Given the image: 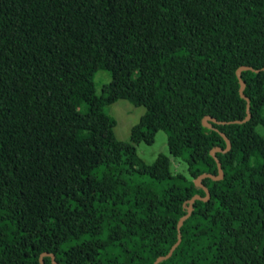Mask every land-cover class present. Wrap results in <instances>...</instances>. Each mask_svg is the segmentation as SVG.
I'll use <instances>...</instances> for the list:
<instances>
[{
	"label": "trees",
	"instance_id": "16d2710c",
	"mask_svg": "<svg viewBox=\"0 0 264 264\" xmlns=\"http://www.w3.org/2000/svg\"><path fill=\"white\" fill-rule=\"evenodd\" d=\"M263 67L264 0H0V264H264Z\"/></svg>",
	"mask_w": 264,
	"mask_h": 264
},
{
	"label": "rangeland",
	"instance_id": "374dc122",
	"mask_svg": "<svg viewBox=\"0 0 264 264\" xmlns=\"http://www.w3.org/2000/svg\"><path fill=\"white\" fill-rule=\"evenodd\" d=\"M110 81V76L107 71L98 70L94 75L96 93L99 94L102 86ZM105 112L111 115L115 120L113 128L114 137L121 142H128L130 130L135 125L144 112L142 106L131 104L128 100L118 99L105 105ZM264 113V108H263ZM257 130L264 135V129L258 127ZM138 156L145 162L151 164L159 154H164L171 161V171L173 173H181L189 177L187 165L184 161L175 158L169 154L167 146V134L158 130L154 134L151 143L139 142L135 145Z\"/></svg>",
	"mask_w": 264,
	"mask_h": 264
},
{
	"label": "water",
	"instance_id": "95a60500",
	"mask_svg": "<svg viewBox=\"0 0 264 264\" xmlns=\"http://www.w3.org/2000/svg\"><path fill=\"white\" fill-rule=\"evenodd\" d=\"M247 68H250V67H249V66H240V67H238L237 70H236V74H237V76L240 77V71H241L242 69H247ZM260 70H264V67H263V68H260V69H255L256 72H258V71H260ZM240 85H241V86H244V85H245V82H244L243 80H240ZM240 93H241V95H242V90H240ZM246 100L248 101V98H247V97H246ZM247 109H249V105H248V104H247ZM207 118H208V117H205L204 119L206 120ZM249 118H250V114L247 113L246 117L244 118V121H245V120H248ZM205 123H206L207 125H209L207 122H205ZM217 150H218L217 148H212V149L210 150L211 155L214 156V155H215V151H217ZM224 150H226V149H224ZM203 175H204V174L199 175V176L195 179V183H196V184H200V180H201V178L203 177ZM221 177H222V170L219 169L218 174H217L216 176H213V178H214V179H219V178H221ZM196 198H200V196H198V195L193 196L192 199H191V201L194 200V199H196ZM207 198H208L207 195H206L205 197H202L203 200H206ZM191 210H192V207L189 206V207H188V211H187V215H189V213L191 212ZM178 224L180 225V224H181V221H179ZM175 246H176V244H174V245L171 247V250H172ZM171 250H170L166 255L158 257L157 260H160V259H162V258H166V257H168V256L171 254ZM44 254H45V253H40V255H39V258H40L41 264H43L42 256H43ZM50 256H51V258H52V260H51L52 263H53V264H58V263L54 260V258H53V254H50Z\"/></svg>",
	"mask_w": 264,
	"mask_h": 264
}]
</instances>
